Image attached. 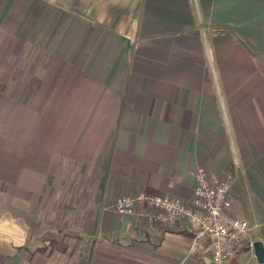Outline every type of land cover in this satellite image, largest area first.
<instances>
[{"label":"crops","instance_id":"0c3cea01","mask_svg":"<svg viewBox=\"0 0 264 264\" xmlns=\"http://www.w3.org/2000/svg\"><path fill=\"white\" fill-rule=\"evenodd\" d=\"M0 139L9 264H210L186 219L113 209L188 202L200 167L264 243V0H0Z\"/></svg>","mask_w":264,"mask_h":264},{"label":"built area","instance_id":"2783aa9c","mask_svg":"<svg viewBox=\"0 0 264 264\" xmlns=\"http://www.w3.org/2000/svg\"><path fill=\"white\" fill-rule=\"evenodd\" d=\"M193 175L195 187L188 202L170 195L140 192L120 196L113 208L121 215L144 216L151 224L186 219L195 230L191 250H202L207 244L210 248V264H229L237 250L245 244L244 241H247L253 252L254 242L250 240L253 227L248 220L235 215L233 211V176L228 174L220 177L202 167Z\"/></svg>","mask_w":264,"mask_h":264},{"label":"rangeland","instance_id":"374dc122","mask_svg":"<svg viewBox=\"0 0 264 264\" xmlns=\"http://www.w3.org/2000/svg\"><path fill=\"white\" fill-rule=\"evenodd\" d=\"M9 149H11L13 151L15 150L14 151L16 153L15 156L14 155L12 156V155L9 154V152H8ZM10 161L12 162V165H10ZM14 162L18 165V167H22L19 170H21L22 173H23V171H24L23 170V168H24V153H23V150H21L19 148H15V147H10V145L8 144L7 141H5L3 139H0V174H2L3 176H6V174L9 175L10 171L12 172V169H14V166H15L14 165ZM19 170H18V173H19ZM14 171L16 172L15 169H14ZM14 171H13V174H15ZM22 175L23 176H21L19 174L17 180H19V178H20V180H23L24 174H22ZM14 177H16V176H14ZM246 242L247 241H244V243H246ZM237 252H238V250H237ZM236 255H237V253L231 259V261L234 260V258L236 257ZM254 255H255V253H254ZM9 256H10V252L8 250L1 251L0 252V264H9V260H8V257ZM253 256H252V254L245 255L244 258H243V260H242V262L239 263V264H250L249 263V260ZM255 259H256V257H255Z\"/></svg>","mask_w":264,"mask_h":264},{"label":"water","instance_id":"95a60500","mask_svg":"<svg viewBox=\"0 0 264 264\" xmlns=\"http://www.w3.org/2000/svg\"><path fill=\"white\" fill-rule=\"evenodd\" d=\"M253 249L258 264H264V243L259 240L254 242Z\"/></svg>","mask_w":264,"mask_h":264},{"label":"trees","instance_id":"16d2710c","mask_svg":"<svg viewBox=\"0 0 264 264\" xmlns=\"http://www.w3.org/2000/svg\"><path fill=\"white\" fill-rule=\"evenodd\" d=\"M243 247H245V246L242 245V248H243Z\"/></svg>","mask_w":264,"mask_h":264}]
</instances>
